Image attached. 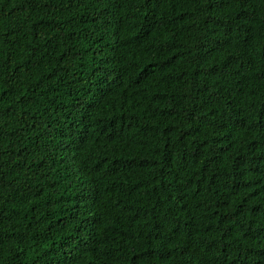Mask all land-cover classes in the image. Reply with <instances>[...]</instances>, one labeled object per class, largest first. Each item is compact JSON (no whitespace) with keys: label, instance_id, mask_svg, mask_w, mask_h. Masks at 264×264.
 <instances>
[{"label":"trees","instance_id":"obj_1","mask_svg":"<svg viewBox=\"0 0 264 264\" xmlns=\"http://www.w3.org/2000/svg\"><path fill=\"white\" fill-rule=\"evenodd\" d=\"M0 264H264V0H0Z\"/></svg>","mask_w":264,"mask_h":264}]
</instances>
